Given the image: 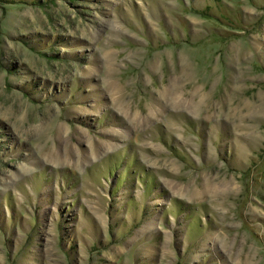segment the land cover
Masks as SVG:
<instances>
[{"label":"rangeland","instance_id":"obj_1","mask_svg":"<svg viewBox=\"0 0 264 264\" xmlns=\"http://www.w3.org/2000/svg\"><path fill=\"white\" fill-rule=\"evenodd\" d=\"M0 264H264V0H0Z\"/></svg>","mask_w":264,"mask_h":264},{"label":"bare ground","instance_id":"obj_2","mask_svg":"<svg viewBox=\"0 0 264 264\" xmlns=\"http://www.w3.org/2000/svg\"><path fill=\"white\" fill-rule=\"evenodd\" d=\"M206 182H207V181H206ZM203 187H204V189L209 190V191H210V190H214V186H212L211 183H209V184L207 183L206 185L204 184ZM197 193H198V192H196V194H197ZM152 225H153V223H152Z\"/></svg>","mask_w":264,"mask_h":264}]
</instances>
